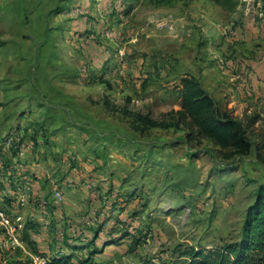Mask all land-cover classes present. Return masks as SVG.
I'll return each instance as SVG.
<instances>
[{
  "label": "rangeland",
  "instance_id": "rangeland-1",
  "mask_svg": "<svg viewBox=\"0 0 264 264\" xmlns=\"http://www.w3.org/2000/svg\"><path fill=\"white\" fill-rule=\"evenodd\" d=\"M1 1L28 26V56L38 52L24 80L37 122L27 131L42 140L43 193L57 191L62 205L43 208L50 236L39 246L38 229L26 226L43 209L32 201L34 181L19 179L0 264L70 252L82 264L99 227L98 248L114 242L100 264H172L190 248L239 240L264 185L257 152L226 157L184 130L142 129L131 114L161 120L179 110L182 80L194 77L222 110L257 116L264 130V98L253 100L246 77L251 61L264 64V0ZM24 138L14 134L10 151Z\"/></svg>",
  "mask_w": 264,
  "mask_h": 264
},
{
  "label": "trees",
  "instance_id": "trees-1",
  "mask_svg": "<svg viewBox=\"0 0 264 264\" xmlns=\"http://www.w3.org/2000/svg\"><path fill=\"white\" fill-rule=\"evenodd\" d=\"M132 9L130 6L126 13H130ZM182 84L179 110L164 114L161 120H154L141 113L131 114L135 122L142 125V129H174L177 132L184 130L188 142L206 141L226 157H247L256 151L258 157L264 161V130L255 129L259 121L257 116L241 119L235 117L229 109L222 110L194 77L183 79ZM26 227L28 231L36 228L37 224H27ZM99 228L92 239L82 246L83 249L90 250L82 264H100L97 257L102 254V248L104 250L114 244L102 241L103 246L98 248ZM72 247L77 249L81 246ZM182 257L183 260L172 264H264V185L257 189L256 199L247 209L239 240L201 250L190 248ZM72 259V252L64 257L58 254L49 258L48 264H71Z\"/></svg>",
  "mask_w": 264,
  "mask_h": 264
},
{
  "label": "crops",
  "instance_id": "crops-1",
  "mask_svg": "<svg viewBox=\"0 0 264 264\" xmlns=\"http://www.w3.org/2000/svg\"><path fill=\"white\" fill-rule=\"evenodd\" d=\"M4 3L0 0V6H4ZM11 13L0 9V208L6 212L8 208L11 209L19 203V200L15 202L17 198L15 196L17 194L16 185H18L19 179L34 181L31 185L32 191H34L32 201H37L40 209H45L50 205L60 206L62 202L56 200L57 191L53 195H49L47 199L43 193L44 188L39 184L40 176L45 177V173L41 172V166L38 163L40 148L37 145L42 140L36 136V133L27 131L28 128L35 127L37 122L32 118L34 112L29 113L34 111L33 107L35 106L30 105V88L24 80L28 79L30 64L39 61L38 52L33 56H28L29 44L23 36V31H26L28 26L26 23H21L22 15ZM7 19H10L9 24H6ZM5 25L9 27L10 31L5 29ZM12 32L17 37H13ZM250 67L252 68L250 72H246L249 73L246 77L251 87L253 100L257 101L264 98V64L251 61ZM28 106L31 108L27 109ZM37 109L41 111L42 107H37ZM17 133L25 137V145L20 151L13 153L5 142L13 139L14 134L19 135ZM38 186L39 188H37ZM28 189H30L29 186ZM44 209L38 210L39 212L32 218L33 223L37 224L38 233L34 239L39 246L45 244H40L41 240H47L50 236V232L44 226ZM62 214L59 208L56 209L52 215L53 221L55 217L59 219L58 215ZM44 252L46 250H41V253Z\"/></svg>",
  "mask_w": 264,
  "mask_h": 264
},
{
  "label": "built area",
  "instance_id": "built-area-1",
  "mask_svg": "<svg viewBox=\"0 0 264 264\" xmlns=\"http://www.w3.org/2000/svg\"><path fill=\"white\" fill-rule=\"evenodd\" d=\"M13 143H15L14 139L7 140L6 144L8 147L13 146ZM57 197L59 194L56 195ZM11 228V221L8 218L6 212L0 208V230L6 229L9 230ZM31 259L33 261V264H48L49 259L46 257H38L35 255H31Z\"/></svg>",
  "mask_w": 264,
  "mask_h": 264
}]
</instances>
